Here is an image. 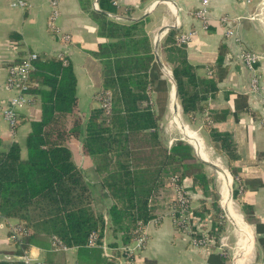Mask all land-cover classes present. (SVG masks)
<instances>
[{
	"label": "crops",
	"instance_id": "1",
	"mask_svg": "<svg viewBox=\"0 0 264 264\" xmlns=\"http://www.w3.org/2000/svg\"><path fill=\"white\" fill-rule=\"evenodd\" d=\"M109 1L113 9L107 13L113 20L124 24L137 20L145 22V31L152 41L155 55L149 77L161 133L163 126L173 128L176 125L172 122L174 113L171 109L174 82L165 72L168 70L166 65L173 68L172 65L179 62L178 56L184 57L199 78L215 83V90L202 95L205 96L203 112L195 113L192 120L183 112L179 91L177 99L176 88L174 92L182 122L193 131L196 127L203 132V151L211 160L197 154L190 139L185 136L179 139L189 142L194 147L195 156L205 161V172L214 179L224 212L215 176L206 168L210 166L218 170L214 160H221V168L224 167L230 175L231 197L238 203L237 210L253 234V247L244 264L248 261L249 264H264V0ZM13 3L14 0H0V151L7 150L9 144L17 141L25 153L24 144L31 122L41 116V96L32 94V104L19 108L24 122L12 135L3 116V110L13 96L12 90L7 87L9 67L21 62L31 52L44 60L67 58L76 75L79 106L87 114L101 105L98 94L102 89L103 64L94 52L108 40L100 36L97 22L82 8L80 0H29L27 7ZM93 6L100 10L97 0H93ZM203 8L207 11L202 17L199 11ZM182 34H189V39L179 44L178 38ZM172 49L176 52H171ZM247 53L256 56L253 65L246 62ZM154 90L160 103L159 110H156ZM206 125L227 136L228 145L222 148L223 153L216 150ZM65 145L71 150L76 165L97 186L105 208L101 213L107 217L102 238L109 253L106 254L102 247L68 246L67 250H59L52 244L53 237L45 233L39 234L36 242L28 248H23L18 241H12L10 226L17 224V219L11 218L0 224V264H27L19 259L25 252L33 255L36 259L34 264H123L120 248L134 241L125 244L122 232H114L106 211L111 200L99 184L92 158L83 153L81 141L70 138ZM182 181L192 195V212L202 205V200L212 202V198L206 197L194 185L191 177L187 176ZM235 192L237 198H234ZM175 197L176 191L169 179L168 189L162 192L159 199L163 203L162 211H159L161 214L144 223L148 230V242L132 256L130 264H237L236 257L233 262L222 244L221 235L225 232L227 219L224 217V228L218 240L210 235L213 226L211 218L206 216L201 219H209L205 229L214 243L206 247L198 246L191 234L174 221ZM198 233L203 235L196 230L192 236L197 237Z\"/></svg>",
	"mask_w": 264,
	"mask_h": 264
},
{
	"label": "trees",
	"instance_id": "2",
	"mask_svg": "<svg viewBox=\"0 0 264 264\" xmlns=\"http://www.w3.org/2000/svg\"><path fill=\"white\" fill-rule=\"evenodd\" d=\"M97 1L100 10L93 0L80 3L97 22L100 36L108 40L94 55L103 64L101 90L110 93L111 111L108 114L102 104L87 114L81 111L76 75L67 58L34 61L28 92L40 94L41 116L31 122L25 153L17 141L0 151V216L15 218L25 228L18 241L23 248L35 243L41 233L79 248L87 247L91 233L104 235L107 226L96 207L102 204L97 186L65 145L76 138L83 153L92 158L99 184L111 200L106 210L109 222L115 233H123L125 244L134 241L140 222L157 215L161 208L157 202L174 175L180 181L191 177L212 198L210 203L202 200L193 213L200 219L211 218L210 235L218 240L225 218L214 179L206 174L205 163L189 142L178 139L168 146L161 134L149 77L155 55L144 20L119 23L107 13L113 9L110 1ZM178 61L172 72L183 112L192 120L195 113L203 112L202 95L216 87L213 81L199 78L186 58L178 56ZM21 117L18 127L24 122ZM206 130L216 150L223 153L227 136L209 125Z\"/></svg>",
	"mask_w": 264,
	"mask_h": 264
},
{
	"label": "built area",
	"instance_id": "3",
	"mask_svg": "<svg viewBox=\"0 0 264 264\" xmlns=\"http://www.w3.org/2000/svg\"><path fill=\"white\" fill-rule=\"evenodd\" d=\"M16 6L27 7L29 5V0H14ZM96 7L98 5L96 3ZM206 9L203 8L199 11L200 16H204ZM69 39V37H66ZM189 39V34H182L178 40L179 44L186 42ZM62 58V57H61ZM246 62L249 65H253L256 62V56L254 54L247 53ZM40 59L36 53H28L25 55L21 62L13 64L9 67L8 77H7V87L12 90L13 96L10 99L9 105H7L3 110V116L9 124L10 131L12 135L16 134L18 128V123L20 119L19 108L21 106H30L33 102V97L29 89V76L30 72L34 69V61ZM64 59V58H62ZM100 98H102V106L106 109V112L109 114L111 111V96L109 92L100 91ZM170 185L174 187L176 191L175 197V207L173 210V216L175 223L183 230L191 234L193 242L198 246H209L214 243V239L210 238L207 228V222L209 219L202 221L199 217L195 216L192 212L190 205L191 192L186 189V185L183 181H180L179 176L174 175L170 178ZM4 218L0 216V224L5 223ZM203 233L202 236L193 237L192 235L196 230ZM11 238L12 241L17 242L26 234V230L23 226L19 224H13L10 226ZM53 246L59 250H67L68 246L63 243L58 237H53ZM149 239L148 230L146 225L143 222H140V225L135 230V239L134 242L130 245H123L120 250L123 255L121 263L130 264L132 261V256L143 248ZM87 247H102L103 250L108 254V246L103 242L102 237L96 232L91 233ZM20 260L25 261L27 264H34L36 259L33 257L30 252H25L19 256Z\"/></svg>",
	"mask_w": 264,
	"mask_h": 264
},
{
	"label": "bare ground",
	"instance_id": "4",
	"mask_svg": "<svg viewBox=\"0 0 264 264\" xmlns=\"http://www.w3.org/2000/svg\"><path fill=\"white\" fill-rule=\"evenodd\" d=\"M168 75L170 74V71L166 72ZM175 87L174 84L172 85L171 90V109L173 110L174 115L172 122H174L178 129L180 130L181 134L185 136L186 138L190 139V141L194 144V146L197 149V154H199L203 159L205 160H211L210 157L207 155L206 152L203 151V143L201 139L199 138L197 132L191 130L186 124H184L181 120V115L179 113L180 107L178 103L175 100ZM170 107V106H169ZM170 109V110H171ZM178 111V112H177ZM205 162V161H204ZM211 162V161H210ZM216 164H218L219 169L217 171L218 178L221 179V203L224 207V210L226 211L229 219L231 222L235 225L237 228V231L240 234L241 237V244H240V250L239 253L236 256V263L237 264H244V260L246 259V255L249 254L253 247V234L251 233L249 227L246 225V223L243 221L242 215L238 212L235 202L233 201L231 197V190H230V175L228 172L221 168L223 164L221 163V160H214ZM213 163V161H212ZM209 164V163H208ZM221 168V169H220ZM232 180V179H231ZM235 228V229H236Z\"/></svg>",
	"mask_w": 264,
	"mask_h": 264
},
{
	"label": "rangeland",
	"instance_id": "5",
	"mask_svg": "<svg viewBox=\"0 0 264 264\" xmlns=\"http://www.w3.org/2000/svg\"><path fill=\"white\" fill-rule=\"evenodd\" d=\"M166 66L168 67V70L166 69L165 72H167V71H171L172 72V67H170L169 65H166ZM172 74L170 73L169 76L167 75L170 78V80H172V77H173ZM153 97L155 98L156 110H159L160 109V103L157 100L155 90L153 92ZM169 110H170V108H169V105H168L167 106V111L169 112ZM193 129L198 132L199 138L204 140V134H203V132L202 131H199L196 127L195 128L193 127ZM161 134H163V137L166 140L168 146L171 145V144H173L174 140L184 137L181 134L180 130L178 129L177 125H175V127H173V128H170L167 125L166 126H163L162 133ZM77 148H78V150H79V152L81 154L80 146H78ZM206 168L211 172V174L213 176H215V182H216L217 188L220 191L221 190V179L218 178V173H217L216 169L213 168V167H210V166H207ZM225 168H227V167L225 166ZM88 172H89V170H88ZM234 202L236 204L237 209L239 210L238 203L235 200H234ZM98 203L96 204V207H98V209L101 210V212H102L103 209H105V208H104L103 204H98ZM157 203H158L157 205L160 206V207H161V205H163V203H161V200L158 201ZM157 211H158L157 212V215L161 214V212H159V211H162V207L160 209H158ZM224 215H225L224 217L227 219V226H226L225 232L221 235L222 244H224V247L227 248V250H228V252L230 254V258L234 262L235 261V257L237 256V254L239 253V250H240L239 247H240V244H241V237H240V234L237 231V228L235 227V225L229 220L228 215H227V213H226L225 210H224ZM104 217H105L104 219L107 218L106 215ZM113 229H114V227H113ZM102 240H103V238H102ZM249 262L250 261L246 262V264H249Z\"/></svg>",
	"mask_w": 264,
	"mask_h": 264
},
{
	"label": "water",
	"instance_id": "6",
	"mask_svg": "<svg viewBox=\"0 0 264 264\" xmlns=\"http://www.w3.org/2000/svg\"><path fill=\"white\" fill-rule=\"evenodd\" d=\"M172 81L174 82L175 88H176V99L178 98V87H177V83L174 79V77H172Z\"/></svg>",
	"mask_w": 264,
	"mask_h": 264
}]
</instances>
